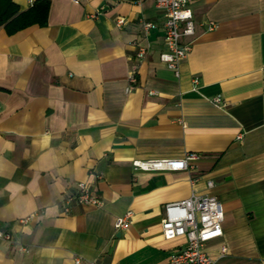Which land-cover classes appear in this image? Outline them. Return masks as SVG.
Masks as SVG:
<instances>
[{"label":"crops","instance_id":"0c3cea01","mask_svg":"<svg viewBox=\"0 0 264 264\" xmlns=\"http://www.w3.org/2000/svg\"><path fill=\"white\" fill-rule=\"evenodd\" d=\"M10 3L0 24V230L12 242L0 241V264H169L185 241L163 238V206L193 193L223 206V235L205 245L214 264H264V0H191L195 39L179 77L160 59L165 13L155 0L0 8ZM207 21L218 27L207 31ZM216 95L222 108L209 101ZM189 152L200 158L186 171L132 167ZM77 182L103 206L65 213Z\"/></svg>","mask_w":264,"mask_h":264},{"label":"built area","instance_id":"2783aa9c","mask_svg":"<svg viewBox=\"0 0 264 264\" xmlns=\"http://www.w3.org/2000/svg\"><path fill=\"white\" fill-rule=\"evenodd\" d=\"M79 3L80 0H72ZM156 7L165 13L163 24L165 51L160 54V59L166 66L173 70L176 77L180 76L179 65L187 57L192 49L195 36L193 13L190 6L191 0H155ZM96 12L93 16H96ZM117 27H122L126 20L118 17L115 21ZM145 33L153 26L151 22L142 21ZM218 27L213 21L206 22V30L213 31ZM148 52V46H137L131 59L129 74L127 77L126 92L134 89L137 83L136 75L139 63L143 61ZM193 91L197 90L199 79L192 77ZM216 107H223L224 103L220 95L209 99ZM198 153L189 152L177 159H150L134 160L132 167L135 171H186L192 164L199 160ZM212 181H207L211 187ZM80 204L100 208L103 199L96 194L86 182L75 183V190L63 197L62 209L68 213L73 204ZM132 213L126 212L115 220V229L124 228L131 219ZM30 217L22 219L26 223ZM224 211L221 202L212 195L191 194L189 197L176 202H169L163 206V218L161 220V234L165 240L184 239L185 245L177 252L169 256V264H214L215 259L205 251V245L223 235L222 222ZM0 241L12 242L10 233L0 230ZM19 250L27 252L25 246ZM226 247L221 246L220 257H223ZM76 263L80 259L75 260Z\"/></svg>","mask_w":264,"mask_h":264},{"label":"trees","instance_id":"16d2710c","mask_svg":"<svg viewBox=\"0 0 264 264\" xmlns=\"http://www.w3.org/2000/svg\"><path fill=\"white\" fill-rule=\"evenodd\" d=\"M9 5H10L9 10L4 11L0 8V24H2L7 19L12 17L14 12H15L14 7L11 5V3ZM46 12H47V4H44V5L39 7V14H40L39 17L42 18V19H40L41 22H43L45 15H46Z\"/></svg>","mask_w":264,"mask_h":264}]
</instances>
